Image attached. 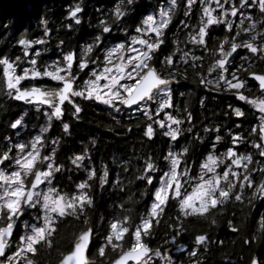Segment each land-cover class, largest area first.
I'll list each match as a JSON object with an SVG mask.
<instances>
[{
    "label": "snow or ice",
    "instance_id": "1",
    "mask_svg": "<svg viewBox=\"0 0 264 264\" xmlns=\"http://www.w3.org/2000/svg\"><path fill=\"white\" fill-rule=\"evenodd\" d=\"M135 3L118 0L106 11L96 8L91 42L73 50L60 40L59 59L42 68L36 58L23 67L20 56L0 54V91L6 87L4 95L31 106L44 120L36 135L28 133L29 140L0 136V264H41L43 251L56 252L55 264H203L210 246L224 244L212 238L216 216L229 204L243 212L264 201V31H257L258 25L264 29V0H184V16L198 4L199 19L194 27L181 22L187 30L183 39L168 36L177 0L157 4L129 25ZM253 7L258 16L248 12ZM83 14L81 0L67 9L70 23L64 27L83 26ZM40 23L47 37L48 22ZM17 43L28 56L30 45L47 41L21 36ZM186 83L201 90L195 101L199 112L191 92L183 90ZM212 93L234 98L222 108L231 120L227 142L220 145L224 151L217 147L223 125L213 120L201 121L204 136L184 135L193 133ZM96 109L110 117L109 132L136 136L141 149L159 137L164 147L159 153L134 150L131 157L113 152L110 162L107 154L99 162L92 154L100 151L96 137L62 149V141L68 143ZM133 111L139 113L136 120ZM122 114L129 116L126 123ZM23 127L22 116L8 121L16 133ZM193 157L195 167H190ZM103 194L114 197L112 207L119 210L114 215H96ZM137 197L144 212L130 216ZM25 216L30 219L23 221L21 234ZM197 223L206 228L191 231ZM241 223L228 219L226 227L239 234ZM254 223L256 232L264 233V214ZM258 241L264 243V235L241 237L243 245ZM247 264H264V254L250 255Z\"/></svg>",
    "mask_w": 264,
    "mask_h": 264
},
{
    "label": "trees",
    "instance_id": "2",
    "mask_svg": "<svg viewBox=\"0 0 264 264\" xmlns=\"http://www.w3.org/2000/svg\"><path fill=\"white\" fill-rule=\"evenodd\" d=\"M78 2H81V0H27L22 6L16 9L7 12H0V54L11 56L12 58L20 56L23 67H29L30 65L27 61L30 57H33L37 59L36 67L42 68L44 65L50 64L53 60L59 59V49L56 48V44L60 40L64 41V47H71L73 50H75L77 45H83L86 41L91 42L90 34L96 31V17L99 15L95 9L100 8L106 11L109 7L118 2V0H82V7H84L83 26L74 25L71 29L64 27V25L70 23L67 18V9ZM157 4L163 7L166 5V0H136L134 11L127 17V23L129 25H134L139 20L142 13L150 11L151 8ZM183 4L184 0H177V7L173 13L172 23L169 25L171 31L168 32V36L170 39L173 37L174 33L181 39L184 38L187 30L183 29L181 22H185L194 27L199 19V13L196 11L198 4L193 7L190 17L184 16ZM250 13L254 14V16H258L256 9H252ZM230 18L231 17H229V19ZM41 20H46L48 22L50 32L47 37H43L44 26L40 23ZM89 24L91 27H89ZM217 31H219L218 28ZM122 34L123 33L113 32V35ZM21 36H24L28 40L43 38L47 41V44L30 45L28 56H25L23 46L17 43V40ZM181 46L183 47V45ZM43 48H47L48 51H41ZM32 49L40 52V56L36 57ZM198 51L199 50H197V52ZM242 55H246V53H242ZM237 60H239V57H237ZM0 77H2V66H0ZM183 90L191 92L194 110L199 112V105L195 104V101L197 97L202 94L201 90L198 89L196 85L190 83H186ZM6 91V87L3 91H0V136L11 135L13 140H29L31 137L28 136V133L36 135L39 131V126L44 124V120L31 106L19 104L4 95V92ZM211 96L213 99L209 103L208 110L201 116L200 121H196L193 133H185L184 135L191 137L199 132L200 135L204 136L205 134L200 131L201 121L207 124L209 120H213L215 123L223 125L222 131L224 132V139L217 145V147L219 151H224V148L220 145L227 142L226 129L231 124V120L228 116L222 114V108L226 110L228 103L233 102L234 98L228 94L218 95L212 93ZM235 106L248 108L247 105H243V102H236ZM213 110L217 113L215 117L211 115ZM248 111L250 110L248 109ZM122 115H124V122L126 123L129 116L126 114ZM21 116L24 119V127L20 133H16L15 130L8 128V121L14 117L20 118ZM138 117L139 113H131L132 120H136ZM205 117H207V119H205ZM231 119L237 120L239 123V120L236 117H232ZM249 119H251V117H249ZM257 122V120H253L252 126L255 127ZM109 123L110 117H108L107 113L101 114L99 109H96L95 112L89 110L87 121L80 124L79 127H76L74 136L67 138L68 143L62 141L61 148H79L93 137H96L98 142L97 146L100 147V151L92 154L96 156L97 162H99L100 157L107 154V162H110L111 154L113 152L118 155L126 154L131 157L134 150L137 154H139L141 150L149 152L155 151L159 153L164 147L163 140L158 137L157 142L152 144L150 148L146 146L144 149H141L139 140L136 136H122L119 129H115L114 132H109L107 127H105V125H108ZM242 128L244 134H247L249 128L248 123H244ZM50 131L55 135L53 130L50 129ZM79 137H83L84 139L81 140ZM73 139L76 140L74 145L71 142ZM181 144H184L183 140L181 141ZM187 146L189 147V154H191L192 145L190 140ZM247 147L251 149V144L249 143ZM60 150L61 149H58V152ZM196 151L199 152L200 148H197ZM241 151H243V148ZM69 155H71V153H69ZM194 161L195 157H193L192 161H189L190 167H195ZM76 175H79V173ZM133 192H135V189H133ZM113 201L114 197L109 196L108 194H103L98 198L96 215L108 217L114 215L116 211H119L118 209H113ZM115 202L119 203L118 200ZM143 212V201H140L137 197V203L132 205V211L129 215L138 216V214ZM245 213H247V215H245ZM262 214H264V201L261 200H257L250 211L245 208L243 212L239 206L233 207L229 204L225 212L216 216L217 224L211 230L213 240L219 238L224 241V244L223 246H210V250L204 255L203 264H247L250 255H255L260 259L262 254H264V243L258 241L257 244L253 246L243 245L241 243V237H248L253 233H256L257 236L264 235V233L256 232L259 225L254 223V221H259ZM94 218L95 217H93V219ZM28 219L30 218L25 216L20 222L19 231L21 234L23 233V221ZM228 219H232L234 223L237 220L242 222L241 232L239 234L232 233L231 230L226 227ZM187 223L188 222L186 221V224ZM202 227L206 228V225L197 223L195 226H190V230L196 231ZM64 242L66 243V239ZM178 242L180 241L178 240ZM10 247H16V241L14 238ZM172 254L177 255L175 251H173ZM40 261L41 264H55L56 252L43 251L40 256ZM19 264H24L23 260H21Z\"/></svg>",
    "mask_w": 264,
    "mask_h": 264
},
{
    "label": "water",
    "instance_id": "3",
    "mask_svg": "<svg viewBox=\"0 0 264 264\" xmlns=\"http://www.w3.org/2000/svg\"><path fill=\"white\" fill-rule=\"evenodd\" d=\"M26 1L27 0H0V12H7L16 9L22 6ZM15 102L26 105L22 101H15Z\"/></svg>",
    "mask_w": 264,
    "mask_h": 264
},
{
    "label": "flooded vegetation",
    "instance_id": "4",
    "mask_svg": "<svg viewBox=\"0 0 264 264\" xmlns=\"http://www.w3.org/2000/svg\"><path fill=\"white\" fill-rule=\"evenodd\" d=\"M252 9H255L254 7L253 8H250V9H248V12L250 13V11L252 10ZM251 14V13H250ZM258 14V13H257ZM254 15V14H253ZM259 15V14H258ZM233 20L234 21H236L237 23H238V20H236V18L234 17L233 18ZM257 31H264V29H261L260 27H259V25L257 26ZM257 43H261V41H260V39H259V37L257 38V41H256ZM241 53H246V55H248V53L246 52V51H244V50H241ZM25 106H27V105H25ZM250 111L252 110V109H249ZM253 111V110H252Z\"/></svg>",
    "mask_w": 264,
    "mask_h": 264
},
{
    "label": "rangeland",
    "instance_id": "5",
    "mask_svg": "<svg viewBox=\"0 0 264 264\" xmlns=\"http://www.w3.org/2000/svg\"><path fill=\"white\" fill-rule=\"evenodd\" d=\"M233 18H234V17H231L230 19H232V20H233ZM29 67H31V65H30ZM22 83H24V82L22 81ZM133 114H138V113H137V112H135V111H133Z\"/></svg>",
    "mask_w": 264,
    "mask_h": 264
}]
</instances>
